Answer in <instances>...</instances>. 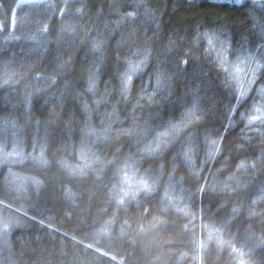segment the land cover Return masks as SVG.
Returning a JSON list of instances; mask_svg holds the SVG:
<instances>
[{
    "label": "trees",
    "instance_id": "16d2710c",
    "mask_svg": "<svg viewBox=\"0 0 264 264\" xmlns=\"http://www.w3.org/2000/svg\"><path fill=\"white\" fill-rule=\"evenodd\" d=\"M250 6L0 0V264H264V71L230 116L197 39Z\"/></svg>",
    "mask_w": 264,
    "mask_h": 264
},
{
    "label": "snow or ice",
    "instance_id": "6c2138e0",
    "mask_svg": "<svg viewBox=\"0 0 264 264\" xmlns=\"http://www.w3.org/2000/svg\"><path fill=\"white\" fill-rule=\"evenodd\" d=\"M230 3H235L236 5H243L245 0H229ZM259 9L260 15L257 17L256 13ZM246 19L242 23H250L252 28L250 32L258 31V38L261 44L258 46L259 52H252L250 50H245L243 46L238 50L236 59H229V50L231 48V43L229 39H221L220 37H229L230 32L228 29L230 25L216 21L217 27L208 28L206 31L200 32L199 29L205 27L204 25H197V39L204 38L207 41V49L209 51L216 52V62L219 67L223 69L226 73V81L229 91L233 92L236 100V104H230L229 112L230 116H234L240 102L250 95L251 89L257 82L258 72L264 71V0H251V6L246 9ZM156 29L161 30L164 21L163 13L160 16H156ZM173 35L178 36L179 32L173 29ZM180 43L185 42L184 38H181ZM171 43V41H170ZM219 44V48L215 45ZM180 66L183 64L187 65V60L179 62ZM204 87L203 82L196 88L193 93V98L195 103H199L201 99L200 96L196 95ZM259 99L254 100L251 106V111L254 113H264V86L257 90ZM214 98V97H213ZM210 107L214 109L215 104H210ZM251 118H258V116H253Z\"/></svg>",
    "mask_w": 264,
    "mask_h": 264
},
{
    "label": "rangeland",
    "instance_id": "374dc122",
    "mask_svg": "<svg viewBox=\"0 0 264 264\" xmlns=\"http://www.w3.org/2000/svg\"><path fill=\"white\" fill-rule=\"evenodd\" d=\"M24 1H28V0H24Z\"/></svg>",
    "mask_w": 264,
    "mask_h": 264
}]
</instances>
